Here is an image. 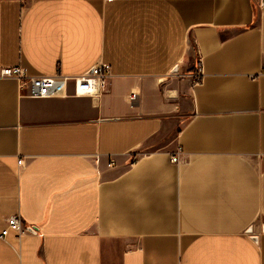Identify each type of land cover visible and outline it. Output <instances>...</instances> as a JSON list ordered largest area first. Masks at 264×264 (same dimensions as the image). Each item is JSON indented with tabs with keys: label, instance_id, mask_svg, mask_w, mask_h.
<instances>
[{
	"label": "crops",
	"instance_id": "1",
	"mask_svg": "<svg viewBox=\"0 0 264 264\" xmlns=\"http://www.w3.org/2000/svg\"><path fill=\"white\" fill-rule=\"evenodd\" d=\"M263 1L0 0V264H264Z\"/></svg>",
	"mask_w": 264,
	"mask_h": 264
},
{
	"label": "built area",
	"instance_id": "2",
	"mask_svg": "<svg viewBox=\"0 0 264 264\" xmlns=\"http://www.w3.org/2000/svg\"><path fill=\"white\" fill-rule=\"evenodd\" d=\"M111 76V68L107 64L95 65L89 72L77 77H68L60 73L54 76H30L22 66L4 67L0 71V77L16 79L19 82L20 90L32 99L98 96L108 88ZM202 76V63L199 62L197 71L191 74L190 77L194 83H199ZM70 85L73 88L72 95L69 93ZM137 99V94L130 95V101H136ZM172 161L177 162L178 155L173 156ZM18 165H23V159L18 161ZM10 230H14L19 234L25 232L19 216L8 219L7 227L1 232L0 238H5Z\"/></svg>",
	"mask_w": 264,
	"mask_h": 264
},
{
	"label": "water",
	"instance_id": "3",
	"mask_svg": "<svg viewBox=\"0 0 264 264\" xmlns=\"http://www.w3.org/2000/svg\"><path fill=\"white\" fill-rule=\"evenodd\" d=\"M264 2V1H263ZM177 71V69H174V72H176ZM29 230H31L32 232L35 230L34 228H32V229H29Z\"/></svg>",
	"mask_w": 264,
	"mask_h": 264
}]
</instances>
